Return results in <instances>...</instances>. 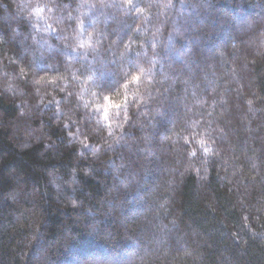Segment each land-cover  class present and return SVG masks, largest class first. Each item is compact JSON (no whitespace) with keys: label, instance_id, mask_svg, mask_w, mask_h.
Wrapping results in <instances>:
<instances>
[{"label":"trees","instance_id":"trees-1","mask_svg":"<svg viewBox=\"0 0 264 264\" xmlns=\"http://www.w3.org/2000/svg\"><path fill=\"white\" fill-rule=\"evenodd\" d=\"M0 264H264V0H0Z\"/></svg>","mask_w":264,"mask_h":264}]
</instances>
